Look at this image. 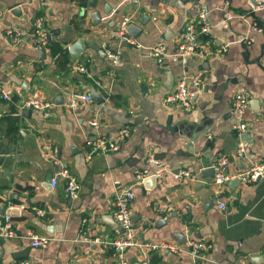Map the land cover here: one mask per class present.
Wrapping results in <instances>:
<instances>
[{
  "label": "crops",
  "instance_id": "obj_1",
  "mask_svg": "<svg viewBox=\"0 0 264 264\" xmlns=\"http://www.w3.org/2000/svg\"><path fill=\"white\" fill-rule=\"evenodd\" d=\"M207 10L210 31L204 36L213 54L158 63L150 53L161 41L175 46L192 3L180 0H0V215L8 204L24 207L12 213L20 237L0 235V264L29 259L36 264H114L112 248L102 240L120 233L113 217L115 190L133 184L132 216L141 241L167 240L181 250H152L149 264H192L188 240H204L196 264H264V176L253 181L214 185L201 169L217 152L229 155L230 171L251 159L264 162V10L249 15L252 0H198ZM21 7V13L10 9ZM111 7L106 13L105 8ZM100 12L95 23L92 11ZM230 15V17H228ZM40 16L53 37L44 57L28 36L14 42L4 31L13 21L30 28ZM129 18L141 30L136 37L114 35ZM223 20V21H222ZM245 36L252 37L247 44ZM82 37L85 49L75 61L65 47ZM226 45L225 51L217 49ZM119 54L115 74L105 48ZM86 62L89 72L77 68ZM203 72V84L190 108L164 97L184 71ZM167 72L172 87L166 86ZM101 95L71 110L72 92ZM245 90L248 126L244 157L231 114L235 92ZM8 97H4L3 93ZM52 102L50 115L23 107L37 95ZM97 118L96 130L89 120ZM129 134L115 150L87 156L96 131L115 137ZM51 145L56 159L44 155ZM151 155L156 159L150 160ZM66 165L80 182L76 198L66 195L64 179H50ZM188 169L194 178L181 175ZM145 177L135 183V173ZM150 175L155 180L145 181ZM223 201L220 208L217 201ZM44 209L40 214L37 209ZM160 220V221H159ZM30 232L51 237L45 247L29 244ZM130 264H143L137 247L127 249ZM261 255V256H260Z\"/></svg>",
  "mask_w": 264,
  "mask_h": 264
},
{
  "label": "built area",
  "instance_id": "obj_2",
  "mask_svg": "<svg viewBox=\"0 0 264 264\" xmlns=\"http://www.w3.org/2000/svg\"><path fill=\"white\" fill-rule=\"evenodd\" d=\"M190 14L181 25L180 35L176 40L175 46L172 49H168L166 44L158 41L150 47V53L156 59L158 63H163L166 59L172 61H182L185 57L193 56L199 59L205 58L208 55L213 54L214 49H210L205 41L204 36L210 31V22L207 18V10L199 2L192 3L190 7ZM255 10H264V0H256ZM1 16V15H0ZM230 17V15H228ZM223 21V20H222ZM129 22V18H123L119 21L117 27L114 30V35L122 38H128L126 26ZM4 31L12 39L17 42L24 36L29 37V41L32 46L36 48L47 47L53 37L51 29L44 25L43 18L37 16L31 27L26 29L19 24L9 21L4 25ZM244 40L247 44L252 42V37L245 36ZM226 45H223L217 49L219 51H225ZM105 52L108 58L111 60V68L109 69L111 74H115V65L118 63L119 54L110 49L105 48ZM77 68L85 73H88V67L86 62H81L77 65ZM203 72L198 71H184L177 79L174 86L167 92L164 97L165 102L173 105H177L183 108H190L194 102V97L198 93L203 84ZM4 97H8L7 93H3ZM93 98L90 92L70 93L67 100V105L71 110H75L80 103L89 101ZM52 102L49 100L37 98L35 96L29 97L21 102V106L38 109L42 112L43 116L50 115V107ZM248 107V94L245 90H240L234 93L231 99V114L234 118V128L238 135L236 141L238 155L244 157L247 148V141L241 136L246 130L248 123L245 119V112ZM91 126L96 130L99 127V121L97 118L89 120ZM129 128L127 126L121 127L115 137H111L105 133L96 131L95 137L90 141V148L87 152L88 157H92L97 152H108L118 148L119 143L129 134ZM42 149L44 155L52 159H56L54 151L49 142L44 141L42 143ZM150 160L155 161L153 155ZM230 162L229 155L225 152H217L213 159L210 161V165L213 168V176L211 183L214 185L215 196L221 191L223 184L231 179L237 178L240 181L248 182L264 176V162L251 159L249 164L239 170L230 171L228 164ZM181 175L187 178H194V174L188 169L181 171ZM145 177V174L141 171L135 173V183L140 182ZM64 179L63 189L66 195L70 198H76L80 190V182L73 174L70 168L66 165L60 166L55 174L51 177L50 181L52 185L58 182V179ZM133 184L118 187L115 190L114 202H113V217L116 220L120 228V233L111 239H104L102 242L111 246L112 258L114 264H130V261L126 255L127 249L131 247H137L142 255V263L149 264L150 252L152 250H160L168 248L173 251L181 250L176 244L170 243L167 240L160 241H141L138 239V225L135 223L132 216L131 203L135 197L133 191ZM217 205L220 208L225 207L223 201L218 200ZM24 207V204L9 203V210L0 215V235L17 238L20 237L16 229L12 224L11 210ZM37 211L40 214L44 213V209L38 208ZM29 244L34 247H45L51 240V237L47 234H40L30 232L26 235ZM189 251L194 258L192 264H196V259L201 257L200 251L204 249L207 244L204 240L191 238L188 240ZM262 255L264 257V244L262 246ZM18 264H36L29 259H22Z\"/></svg>",
  "mask_w": 264,
  "mask_h": 264
},
{
  "label": "water",
  "instance_id": "obj_3",
  "mask_svg": "<svg viewBox=\"0 0 264 264\" xmlns=\"http://www.w3.org/2000/svg\"><path fill=\"white\" fill-rule=\"evenodd\" d=\"M133 1L136 2V0H133ZM163 1L166 2V0H163ZM180 1L183 2V3H185L187 1L195 2V1H198V0H180ZM89 3H90L91 6H95L96 0H89ZM251 4H252V7L248 11L249 12L248 14L254 16L255 15V9H254V7L256 5V0H252ZM110 10H111V7L105 8V12L106 13H108ZM10 12L15 13V14L18 15V14L21 13V7L20 6L12 7L10 9ZM91 15H92V19H93V21L95 23H98L100 21L101 15H100V12L98 10L97 11L96 10L95 11H92L91 12ZM126 30H127V32L131 36L136 37L137 34L140 32L141 29L139 27H137V25L134 22L129 21L128 24H127V26H126ZM45 49H46L45 47H41L39 49L40 54H42L41 57L42 56L44 57V55H45ZM65 49L70 53V55H71V61H75L77 59V57L80 56L81 52L85 49V45H84L83 38L82 37L77 38L74 42L68 44L65 47ZM172 83H173L172 74L170 72H167V81H166L165 84H166V86L168 88H171L172 87ZM90 93L98 101L100 99H102L100 93L95 88H91ZM35 97L39 98L40 96H38V94H37V95H35ZM4 157H5V155L0 154V166L4 162ZM201 173L207 175L206 176V179L208 181H211L212 180L213 168L211 167L210 162L206 163V165L201 169ZM154 180H155V176L154 175H150V176H148L146 178L145 181H151V182H153ZM232 181L233 182H237L238 179L237 178H234V179H232ZM14 210H16V209L11 210V213H13Z\"/></svg>",
  "mask_w": 264,
  "mask_h": 264
}]
</instances>
